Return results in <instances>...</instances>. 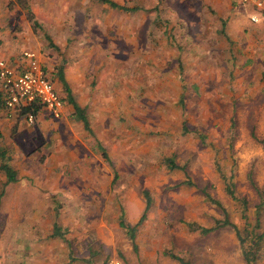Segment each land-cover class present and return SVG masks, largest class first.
<instances>
[{
    "label": "rangeland",
    "instance_id": "obj_1",
    "mask_svg": "<svg viewBox=\"0 0 264 264\" xmlns=\"http://www.w3.org/2000/svg\"><path fill=\"white\" fill-rule=\"evenodd\" d=\"M111 1L135 9L0 0L65 107L34 123L3 114L0 150L16 180L0 170V264H180L170 254L248 264L232 226L198 227L256 224L264 23L225 0ZM144 190L151 205L132 241L120 220L137 222ZM258 218L263 230L264 204ZM253 264H264V241Z\"/></svg>",
    "mask_w": 264,
    "mask_h": 264
},
{
    "label": "built area",
    "instance_id": "obj_2",
    "mask_svg": "<svg viewBox=\"0 0 264 264\" xmlns=\"http://www.w3.org/2000/svg\"><path fill=\"white\" fill-rule=\"evenodd\" d=\"M242 5H251L249 19L253 23L264 20L263 0H239ZM23 65L9 64L0 53V93L4 107L16 111L29 123H34L40 111L52 119H59L64 110V101L54 82L37 59L35 52L24 51ZM29 109L21 113L24 109ZM37 109L36 112L34 110ZM112 264H118L113 262Z\"/></svg>",
    "mask_w": 264,
    "mask_h": 264
},
{
    "label": "trees",
    "instance_id": "obj_3",
    "mask_svg": "<svg viewBox=\"0 0 264 264\" xmlns=\"http://www.w3.org/2000/svg\"><path fill=\"white\" fill-rule=\"evenodd\" d=\"M98 1L106 2L112 7H121L123 10H134L135 9V8H127L124 6H119L116 2L111 1V0H98ZM65 89H66L67 96H68V102L72 105V107L74 109L72 116L75 119L81 120L84 123V126L88 127V122H87L86 116L84 114L83 108L80 107L75 102V100L73 99V97L70 94V90L67 88L66 85H65ZM3 107H4V103H3L2 99H1V95H0V109ZM37 109L38 108H36L34 110V112H36ZM27 110H29V109L28 108L24 109V110H22L21 113H24ZM262 142L264 143V139L262 140ZM4 156H5V152L0 150V170L4 172V174L7 178V180H6L7 183L13 182L16 180V174H15L14 170L11 168V166L3 160ZM253 186L255 187V189L257 190V192L261 198V201H260L259 205L257 206L258 211H257V216H256V224H254V226L252 225L249 228V226L247 225V226H244L243 229H241L236 224H234L232 221H230L227 217H225L224 220H221V221L218 220L212 226H209V227L199 226L198 227V229H200V232L202 234H207L209 232H212V231L219 229L221 227H224L226 225L232 226L235 229L238 237H240V240H241L240 242L243 245L242 254H243L244 259L246 260V262L248 264H253L255 262L256 258L258 257V251L260 249L261 243L264 241V229L259 230L260 227H258L259 209L261 208L262 204H264V188L259 189V188H257V186H255V184H253ZM227 189H228V193H230L232 195L233 190H232L231 186H228ZM143 193L145 196V207H144V211H143L142 215L139 217L137 222L134 225H124L123 220H120L121 226H124L127 229L128 235L132 239V241H134V239H135V231H136L137 227L145 219L146 212L151 205V198L149 196L148 191L144 190ZM0 195H1V193H0ZM54 235H59V228L57 226L55 227ZM247 241L249 242L248 245L245 244V242H247ZM170 255L174 259L178 260L180 262V264H191L189 261L183 259L180 256H177L174 254H170Z\"/></svg>",
    "mask_w": 264,
    "mask_h": 264
},
{
    "label": "crops",
    "instance_id": "obj_4",
    "mask_svg": "<svg viewBox=\"0 0 264 264\" xmlns=\"http://www.w3.org/2000/svg\"><path fill=\"white\" fill-rule=\"evenodd\" d=\"M226 3L230 4V6H234L239 10L243 8L247 9L251 12L252 7L251 5H242L239 0H225ZM264 1V0H263ZM250 14V13H249ZM259 23H264L262 20ZM10 21L5 20V16L0 13V53L1 55L7 59L9 64L18 66L23 65L25 59L23 58V51L29 48L31 45L27 43L25 40L22 39V36H16V33L13 32L11 29L12 27L9 26ZM38 59V57H37ZM39 60V59H38ZM40 61V60H39ZM1 95V93H0ZM4 109V110H3ZM0 109V141H1V128L5 126V118L3 114L11 113L12 111H8L5 107ZM65 111V107L63 108ZM6 111V112H5ZM16 112V111H13ZM46 113V111H43ZM64 114V112H63ZM62 114V116H63ZM61 116V117H62ZM1 143V142H0Z\"/></svg>",
    "mask_w": 264,
    "mask_h": 264
}]
</instances>
